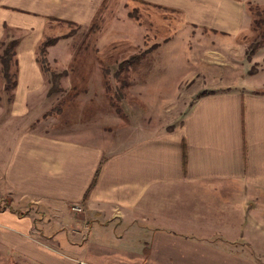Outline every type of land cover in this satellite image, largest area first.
Returning <instances> with one entry per match:
<instances>
[{"label": "crops", "instance_id": "0c3cea01", "mask_svg": "<svg viewBox=\"0 0 264 264\" xmlns=\"http://www.w3.org/2000/svg\"><path fill=\"white\" fill-rule=\"evenodd\" d=\"M31 1L0 6V40L9 26L25 34L14 39L12 84L0 72V249L23 258L20 264H264V89L256 88L264 64L248 76L261 55L249 62L243 38L252 30L251 5L264 8V0H39L35 10ZM141 7L180 17L181 42L198 50L190 62L222 72L196 71L175 83V93L162 96L190 101L155 123L162 110L148 99L155 94L144 81L156 57L130 56L114 62L127 67L112 75L128 80L121 88L125 121L102 116L97 132L93 111L88 130H77L80 121L67 134L50 126L41 131L51 96L63 92H52V76L37 61L49 23L87 32L91 47L101 50L113 45L109 18L122 14L126 25L117 32L138 46L146 29L128 8ZM157 31L146 47L151 54L176 40ZM67 35L51 37L57 40L47 57L63 41L68 54L66 60L53 54L54 63H104L72 56L75 40ZM214 51L218 60L209 55ZM246 74L251 79L240 80ZM92 77L104 79V72ZM72 204L82 213H73Z\"/></svg>", "mask_w": 264, "mask_h": 264}, {"label": "rangeland", "instance_id": "374dc122", "mask_svg": "<svg viewBox=\"0 0 264 264\" xmlns=\"http://www.w3.org/2000/svg\"><path fill=\"white\" fill-rule=\"evenodd\" d=\"M10 0H0V6L3 3H8ZM31 5L33 9L35 10L37 7L40 6V1L38 2L35 0H32ZM38 3V5H37ZM10 4L21 6V8H25V0H13ZM37 5V6H36ZM135 5L132 6V8ZM128 8L130 12V17H132L133 21H139L141 22L142 27L146 29V38L144 39V43H140L138 46L137 44H133L131 42L128 43V41H125L123 38L126 36V34L118 33L121 25H126V16L120 14L118 17L109 18V24L112 23L111 28L114 27V31L111 35H113V44L112 46L106 48V49H95L91 47V42L88 40L89 34L85 31L79 32L78 28L76 29L75 26L67 25L63 23H56V22H50V29L46 30L44 32V36L51 37H57V36H64L68 34L67 36H70L74 38L75 43H72V38H69L67 40L68 44L71 45V43L74 45L73 48H70V50H67L68 53L71 52L72 56L78 57V58H85V59H91V58H98L101 62L100 66H96L94 64H84V65H68L64 66L65 64H61L62 60L59 59L63 54L62 52L66 50V48H62L64 41L59 44V48L51 52L50 57L47 54V50L45 51L44 55H41L40 52H38L37 49V60L39 61V66L41 70L48 76H54L58 73L57 78H53L52 81V88L54 91H57L61 88L63 89L62 93L55 94L54 96H51L50 103H49V112L46 113V115H49L50 118H45L42 122H39V128L40 130H46V128L51 127L50 131H53L55 134H67L69 131L68 129L72 130L75 126L79 125V122H85L81 125L77 126V130H88L89 126H87V120L86 117H88L90 114H92L93 111L96 112V117L94 118L97 122L94 123L93 127L96 129H99V126H102L100 124V118L102 116H109L114 114L115 116L118 114V118L115 120L116 123H120V120L125 121L122 117V109H121V103H122V93L124 92L123 86H126L128 84V80L121 75H116L115 79L112 77L114 72L118 70L117 72L123 71V68L127 67L126 65L114 63L116 61H121L123 59H127L130 56H148L151 58L156 57L155 66H146L145 68H152L150 70L149 74H145L147 81H144V85H146L147 92L149 94H155V96H151L148 99L155 100V105L160 107L162 112L160 114H156L157 116H160L161 119H151V122H158L160 121L163 123L164 120H167L171 115L170 112L178 111L177 109L186 107L190 101V98L187 96H181V97H164L162 95L171 93L173 91L175 83H180L182 80H184L187 76L191 75L192 73H195L196 71L202 72L203 75L208 74L214 75L217 71L219 73L222 72V69L220 67L212 65L208 66V64H202L197 65L195 64V61L193 60V64L190 62L191 59H195L197 49H190L185 46L182 40L184 36V33H181L178 29V20L180 17L177 15L171 14V12L168 11H162L154 8H146L141 7L138 9H132ZM263 7H255L251 5V12L253 15L255 13H259L260 17H263ZM126 12V11H124ZM151 16H150V15ZM155 16V17H153ZM257 17V15H256ZM255 18V17H254ZM264 18V17H263ZM107 19V18H105ZM132 21V22H133ZM135 22V23H136ZM107 24V28H110V25ZM129 24V23H128ZM105 28V29H107ZM104 29V30H105ZM159 30L155 34L158 37H175L176 40H174L171 44L163 46L160 50L157 51L155 54H151L152 51H154L153 48H146L149 46L153 40L152 37L154 36V30ZM251 32L248 33L245 37H243L245 40V44L247 46L246 53H248V48L250 45H252L255 41H258L257 38L260 34L261 30H264V26L262 25L260 28L251 27ZM103 30V31H104ZM125 32L129 34L128 29H125ZM24 32H21L19 29H15L13 27H7L4 31V35L2 36V39L0 40V72L4 74L5 70H8V74L11 75V81L10 84L13 82V76L17 72V65L14 60V57L11 58V51L9 48V43L14 41V39H21L24 36ZM177 35V37H176ZM180 37V38H179ZM48 38H45L46 40ZM65 40V39H64ZM94 39H92L93 41ZM81 42H87V46L85 47H79ZM91 43V44H90ZM144 45V46H143ZM256 48L254 51V54L251 56L257 57L258 55H261L260 62L256 64L251 65V73L248 72V76L252 74H256L257 71L262 67L264 64L263 62V55H264V44L259 43L256 44ZM254 46V45H253ZM213 51V50H210ZM58 53V56L61 53V56H59L58 61L56 63L53 62V54L54 57H56V54ZM237 52H235L236 55ZM151 54V55H150ZM71 55V54H70ZM209 55L216 58L218 60L220 56L214 51L210 52ZM229 56H232L230 54ZM68 58V54H64L62 56L63 60H66ZM246 59L247 54H246ZM249 62L251 61L248 60ZM63 63V62H62ZM126 63V62H124ZM60 64V65H58ZM218 64V62L216 63ZM242 64V63H241ZM144 67V66H143ZM236 67L239 69L238 72H240L241 67L239 65H236ZM66 69V70H64ZM99 69L101 72H104V79L97 78L96 80L92 79L93 74L99 72ZM226 69V68H225ZM245 69V68H244ZM64 70V71H63ZM236 72V73H238ZM66 74V75H65ZM243 74V73H242ZM247 74L244 76V78L241 79H251V77H248ZM259 76V79L263 77V71L258 72L257 78ZM60 77L63 79L62 83L60 82ZM221 77V76H220ZM262 84V85H261ZM260 85L256 86L257 89H261V91L264 89V80H262ZM188 87V85H187ZM186 88V87H185ZM175 92L173 91V94ZM161 95V96H156ZM91 100L89 103L88 100ZM126 100H129L131 104L137 105V98L128 96L125 97ZM157 101V103H156ZM142 108L146 107V111H149L148 105L145 103L143 105L140 104ZM145 106V107H143ZM153 109H151L152 111ZM61 113V114H57ZM148 114L152 115V113L147 112ZM165 115V116H164ZM41 121V120H40ZM117 127V126H116ZM96 129V130H97ZM118 131V132H117ZM98 132V130H97ZM117 132L118 138L121 137V131H120V125L115 128V134ZM114 134V135H115ZM6 252L9 254L7 255ZM22 261H24L23 258L19 256H15L10 254L5 249H0V264H20Z\"/></svg>", "mask_w": 264, "mask_h": 264}, {"label": "trees", "instance_id": "16d2710c", "mask_svg": "<svg viewBox=\"0 0 264 264\" xmlns=\"http://www.w3.org/2000/svg\"><path fill=\"white\" fill-rule=\"evenodd\" d=\"M263 11V10H262ZM259 13H255L254 14V17L255 18H253V22H252V26L253 27H255V28H260L262 25L264 26V11H263V17L261 16L260 17V15H258ZM256 15H257V17H256ZM56 38H48V39H46V40H44L40 45H39V47H38V52H40L41 53V55H44V53H45V51L47 50V48L49 47V46H51V45H53V44H55V42H56ZM257 40L258 41H255L252 45H250L249 46V48H248V53H246L247 54V58H248V60H250L251 59V56L254 54V51H255V48H256V44H259V43H263L264 44V30H261L260 31V34H259V36H258V38H257ZM16 45H17V42L14 40V41H12V42H10L9 43V50L11 51V58H13L14 57V50H15V47H16ZM254 45V46H253ZM38 61V60H37ZM38 63H39V61H38ZM249 73H251V71H249ZM3 76H4V78L6 79V81H7V83L8 84H10V81H11V75L10 74H8V70L6 69L5 70V72H4V74H3ZM58 76H56V75H54L53 77H52V79L53 78H57ZM54 80V79H53ZM53 87V86H52ZM51 87V90H52V92H53V90L55 89H53ZM182 165H183V167L185 166V151H184V149L182 148Z\"/></svg>", "mask_w": 264, "mask_h": 264}, {"label": "built area", "instance_id": "2783aa9c", "mask_svg": "<svg viewBox=\"0 0 264 264\" xmlns=\"http://www.w3.org/2000/svg\"><path fill=\"white\" fill-rule=\"evenodd\" d=\"M70 210L75 214H81L82 213V207L79 204H72L70 206Z\"/></svg>", "mask_w": 264, "mask_h": 264}]
</instances>
